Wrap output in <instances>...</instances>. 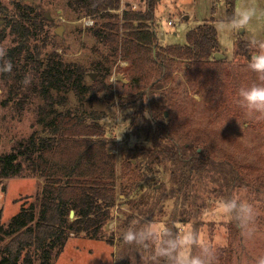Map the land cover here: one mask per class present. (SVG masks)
Returning <instances> with one entry per match:
<instances>
[{
    "label": "rangeland",
    "instance_id": "374dc122",
    "mask_svg": "<svg viewBox=\"0 0 264 264\" xmlns=\"http://www.w3.org/2000/svg\"><path fill=\"white\" fill-rule=\"evenodd\" d=\"M120 4V12L127 7L133 10L134 6L139 12L144 11L146 0H120ZM0 5L3 7L0 10V36L5 31L0 47L7 51L18 42L10 34V29L5 28L6 15L13 19L27 9H32V14L28 13L32 18L44 13L49 23L44 25L43 32H38V37H30L28 42L34 57L45 61L55 53L64 63L83 68L87 73L86 84H92L93 65L104 62L100 56L106 57L108 53L92 34L101 21L77 16L69 8L68 0H0ZM246 7L256 8V15L246 30L218 31L219 21L227 20ZM229 10L226 0H160L154 29L158 52L160 48L185 46L188 32L212 24L218 38L216 54L223 56L216 63L211 59L203 68L188 67L185 62L168 58L171 70L165 74L162 90L151 92L157 74L149 68L138 71L129 63L118 61L106 64L107 83L112 85L110 77L114 74L119 78V87L112 85V101H108L103 93L87 96L83 101L73 93H53L57 101L63 96L68 101L67 105L56 107L61 113L70 112L83 118H88L91 113L105 115L99 125L106 132L105 138L115 143L109 152L116 156L118 171H121L123 162L143 161L138 150L150 148L154 138L162 141L167 137L181 150L192 141L202 139L198 152L210 153L209 157L215 161L229 163L244 175L248 187L226 188L219 182L207 180V186L199 185L195 192L183 191L178 196L172 193L175 189L172 181L174 167L168 162L159 167L155 181L142 183L126 200L120 196L121 187L118 185L119 201L101 241L70 236L62 252L57 254L54 250L49 264H140L137 252L141 250L121 239L122 231L130 226L126 224L129 217L134 218L131 223L134 227L155 219L165 230L198 233L201 242L216 248L218 264H257V260L264 257V120L249 116L238 103L241 87L261 83L257 74L248 69V61L239 52L238 44H247L250 38L264 39V0H236L234 8ZM169 22L173 26H169ZM26 68L30 69L28 75L32 81L33 66L26 64ZM6 90L0 72V157L9 154L16 143L27 141L35 130L41 129L36 124L34 111L44 106L42 99L35 98L19 117L16 109L4 104ZM148 94L152 103L164 111L160 131L151 121L148 109L139 113ZM241 189L257 213L256 235L250 240L241 236L231 216L216 211L221 199L240 193ZM41 190L42 183L37 179H0L1 224L7 226L20 213L22 206L35 201ZM147 202L149 206L145 207ZM132 203L138 204V210ZM189 251L195 252L196 248ZM35 264H42L39 257Z\"/></svg>",
    "mask_w": 264,
    "mask_h": 264
},
{
    "label": "trees",
    "instance_id": "16d2710c",
    "mask_svg": "<svg viewBox=\"0 0 264 264\" xmlns=\"http://www.w3.org/2000/svg\"><path fill=\"white\" fill-rule=\"evenodd\" d=\"M235 1L226 0L230 10ZM159 4L160 0H146L144 11L127 7L120 12V0H68L69 8L77 16L102 22L92 34L108 53L106 57L100 56L104 62L93 65L92 73L96 79L91 85L86 84L87 73L83 68L64 63L55 53L45 61L34 57L28 45L29 38L38 37V32L44 31V25L49 23L46 14L32 18L29 15L32 9H27L13 19H8L7 15L4 17L5 28H9L15 42L18 41L4 57L12 63L11 72H1V80L7 88L4 104L16 109L19 117L35 98L42 99L44 106L34 111L36 124L41 129L35 130L27 141L16 143L9 154L0 157V179L28 177L42 183L35 201L22 206L20 213L7 226L1 224L0 217V264H35L37 257L42 264H49L54 250L57 254L62 252L70 236L101 241L119 201L118 185L121 187L120 196L126 200L142 183L155 181L159 167L168 162L174 167L172 181L175 189L172 193L178 196L183 191L195 192L199 185L207 186V180L219 182L226 188L248 187L244 175L229 163L217 162L209 157L210 153L198 152L202 139L192 141L181 150L167 137L162 141L154 138L150 148L138 150L143 161L123 162L121 171H118L116 156L109 152L115 143L105 138L106 132L99 125L105 115L91 113L88 118H83L56 109L59 104L67 105L68 101L64 96L57 101L53 92L73 93L82 101L87 96L103 93L108 101H112L113 88L107 83L106 64L122 61L138 71L149 68L157 74L151 87L153 92L163 89L161 84L165 74L171 70L168 58L185 62L188 67L202 68L209 65L211 59L215 60L218 38L212 24L188 32L185 46L160 48L158 52L154 29ZM4 32L0 40H3ZM238 48L249 61L252 50L247 44L240 43ZM26 64L33 66V80L28 86L22 83L30 72ZM146 99L139 113L148 109L151 121L160 131L164 111L152 103L150 94ZM144 204L149 206V202ZM131 205L138 210V204ZM72 212L74 220L70 219ZM133 220L129 217L127 226Z\"/></svg>",
    "mask_w": 264,
    "mask_h": 264
},
{
    "label": "clouds",
    "instance_id": "9594fccd",
    "mask_svg": "<svg viewBox=\"0 0 264 264\" xmlns=\"http://www.w3.org/2000/svg\"><path fill=\"white\" fill-rule=\"evenodd\" d=\"M256 15L255 7H246L234 13L227 20L217 24L218 31L246 30V26ZM247 46L253 50L248 61V69L257 74L261 83L250 87H241L238 91L239 106L256 120H264V39L250 38ZM6 49L0 47V72H11L12 63L6 57ZM112 85L119 87V78L114 74L110 77ZM22 83L28 86L31 83L29 75ZM123 121V114H122ZM124 123V122H123ZM244 190L234 193L231 197L221 199L216 211L231 216L241 236L250 240L256 235V209L243 196ZM121 239L128 245L135 246L140 256V264H218L216 248L208 243L201 242L198 233L193 231L177 232L173 229L161 227L153 220L145 221L141 226H128L121 233ZM195 247L196 251H189ZM257 264H264V257L257 260Z\"/></svg>",
    "mask_w": 264,
    "mask_h": 264
},
{
    "label": "water",
    "instance_id": "95a60500",
    "mask_svg": "<svg viewBox=\"0 0 264 264\" xmlns=\"http://www.w3.org/2000/svg\"><path fill=\"white\" fill-rule=\"evenodd\" d=\"M214 59H215V61H219V60L223 59V56H221L220 54H215V55H214ZM91 78H92L93 80H95V79H96V76L93 75ZM70 219H71V220L74 219V213H73V212L70 214Z\"/></svg>",
    "mask_w": 264,
    "mask_h": 264
},
{
    "label": "crops",
    "instance_id": "0c3cea01",
    "mask_svg": "<svg viewBox=\"0 0 264 264\" xmlns=\"http://www.w3.org/2000/svg\"><path fill=\"white\" fill-rule=\"evenodd\" d=\"M133 10H134V11H138V10H137V7H135V6H134ZM168 25H169V24H168ZM73 220H74V219H73Z\"/></svg>",
    "mask_w": 264,
    "mask_h": 264
},
{
    "label": "built area",
    "instance_id": "2783aa9c",
    "mask_svg": "<svg viewBox=\"0 0 264 264\" xmlns=\"http://www.w3.org/2000/svg\"><path fill=\"white\" fill-rule=\"evenodd\" d=\"M168 24H169V26H173L171 22H169Z\"/></svg>",
    "mask_w": 264,
    "mask_h": 264
}]
</instances>
